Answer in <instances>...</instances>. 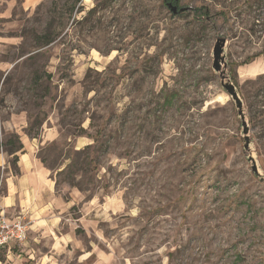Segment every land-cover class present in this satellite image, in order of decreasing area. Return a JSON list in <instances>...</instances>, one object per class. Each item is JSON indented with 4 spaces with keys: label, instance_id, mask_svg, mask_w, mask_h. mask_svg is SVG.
<instances>
[{
    "label": "rangeland",
    "instance_id": "rangeland-1",
    "mask_svg": "<svg viewBox=\"0 0 264 264\" xmlns=\"http://www.w3.org/2000/svg\"><path fill=\"white\" fill-rule=\"evenodd\" d=\"M172 1L0 0V220L26 226L0 264H264V186L210 57L226 39L264 172L262 41L244 19H197L209 0H178L176 15ZM13 134L56 212L1 205Z\"/></svg>",
    "mask_w": 264,
    "mask_h": 264
},
{
    "label": "crops",
    "instance_id": "crops-1",
    "mask_svg": "<svg viewBox=\"0 0 264 264\" xmlns=\"http://www.w3.org/2000/svg\"><path fill=\"white\" fill-rule=\"evenodd\" d=\"M24 124L25 117L22 114L12 117L8 123L10 129L15 131L20 125L23 129ZM20 141L24 151L18 156L17 168L19 173L16 174L15 178L11 177L6 180V193L1 200V205L9 211L20 209L27 212L37 210L38 213L47 214L56 212L58 203L54 197L47 171L28 152V148L33 146L31 141L23 137H20ZM20 244L9 243L4 248L9 250L11 245Z\"/></svg>",
    "mask_w": 264,
    "mask_h": 264
},
{
    "label": "trees",
    "instance_id": "trees-1",
    "mask_svg": "<svg viewBox=\"0 0 264 264\" xmlns=\"http://www.w3.org/2000/svg\"><path fill=\"white\" fill-rule=\"evenodd\" d=\"M210 4L203 9H199L197 13V19L203 21H210L218 15L222 18L223 21H231L237 19H244V29L251 36L255 37L262 41L261 51L256 55H261L264 53V0H209ZM174 5H177V2L172 1ZM167 4V3H166ZM218 7L219 11L213 13L212 9ZM233 9V10H232ZM198 11V10H197ZM248 23V24H247ZM50 25V24H49ZM48 30V28H47ZM50 30V26H49ZM53 33V31L51 32ZM51 33H47L44 36V45L50 44L55 36H51ZM27 136L36 138L37 133H34L32 128H28ZM5 147V152L8 154L14 155L12 166L15 169V173L18 174L16 156L17 152L23 150V145L19 139V136L16 134L11 135L3 145Z\"/></svg>",
    "mask_w": 264,
    "mask_h": 264
},
{
    "label": "water",
    "instance_id": "water-1",
    "mask_svg": "<svg viewBox=\"0 0 264 264\" xmlns=\"http://www.w3.org/2000/svg\"><path fill=\"white\" fill-rule=\"evenodd\" d=\"M174 1L177 2L178 0ZM166 6L174 15L183 13L187 10L186 8H179L177 5L172 3H167ZM226 51L227 40L224 38H217L210 54L212 59L211 68L212 71L218 75L221 87L227 93L236 110L237 118L240 122V137L242 139V149L246 154V161L248 162L254 177L257 178L264 186V172L258 164L253 141L250 138L249 120L245 112L244 102L241 99L231 77L226 71Z\"/></svg>",
    "mask_w": 264,
    "mask_h": 264
},
{
    "label": "built area",
    "instance_id": "built-area-1",
    "mask_svg": "<svg viewBox=\"0 0 264 264\" xmlns=\"http://www.w3.org/2000/svg\"><path fill=\"white\" fill-rule=\"evenodd\" d=\"M26 238V226L22 219L0 220V248L9 243H22Z\"/></svg>",
    "mask_w": 264,
    "mask_h": 264
}]
</instances>
